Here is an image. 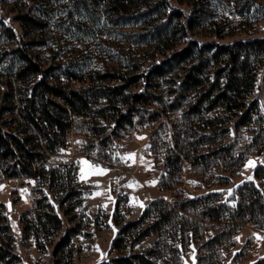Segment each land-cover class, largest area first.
Listing matches in <instances>:
<instances>
[{
	"label": "rangeland",
	"instance_id": "obj_1",
	"mask_svg": "<svg viewBox=\"0 0 264 264\" xmlns=\"http://www.w3.org/2000/svg\"><path fill=\"white\" fill-rule=\"evenodd\" d=\"M242 1L0 0V124L5 132L15 134L25 123L23 119L14 122L15 96L20 90H27V97L32 98L37 82H19L18 72L24 66L21 51L58 80H75L69 86L74 89L92 86L94 79L102 76H117L118 80L109 81L110 85H117L145 74L133 91L142 87L154 94L156 99L149 110L160 116L154 131L148 129L142 135L127 137L126 142L113 136L111 155L100 158L97 146L88 152L89 140L79 134L47 156L43 165L47 170L64 164L73 165L77 172L72 177L84 188L85 195L82 206L73 214H66L61 205L65 192L49 189L46 178H10L0 174V247L18 258L14 264H110L112 259L124 255L145 253L155 245L158 236L148 237L133 249L128 244L126 250H112V245L123 226L138 219L151 202H174L176 190L185 194L182 199L190 200L216 194L218 200L214 204L235 209L241 188L248 185V189L254 188L261 194L264 204V58L262 62L251 61L255 81L247 98L235 97L232 103L212 109L209 107L213 98L226 82L225 73H218L225 57L214 56L215 46L205 52L203 72L197 75L200 85H193L182 97H177L176 90L181 87L186 70L174 68L163 76L151 71L191 40H196L200 47L208 43L264 40V19L257 20L258 15L253 13L236 15ZM145 79L147 83L143 84ZM214 84L218 89L207 97L209 102L201 105L199 118L205 123L195 128L197 137L206 136L212 144V148L211 144L202 145L201 153L218 148L214 133L221 132L226 136L222 144L231 148L238 166L231 171L218 163L208 171L188 167L185 183L174 192L163 189V178L168 175L164 166L169 148L174 145L168 147L162 140L170 135L174 141L175 130L184 124V114ZM233 95L231 92L230 96ZM242 102L244 107H236ZM104 106L107 104L102 100L95 108ZM118 108L125 111L123 105ZM247 110L245 122L240 123ZM102 122V126H108ZM110 132L108 127L105 135ZM78 144L80 150L75 148ZM155 153L159 156L154 157ZM110 156L113 162L107 160ZM258 170H262L260 175ZM43 198L50 208L38 210L34 202ZM44 211L56 217L61 227H44L48 222L41 216ZM29 224L32 230L27 229ZM74 226L80 227V233L55 256L62 235ZM215 235L216 231L209 229L201 239L191 242L182 252L181 264H198L202 256L200 247ZM221 250V264L258 262L264 258V228L246 216L229 245Z\"/></svg>",
	"mask_w": 264,
	"mask_h": 264
},
{
	"label": "trees",
	"instance_id": "obj_2",
	"mask_svg": "<svg viewBox=\"0 0 264 264\" xmlns=\"http://www.w3.org/2000/svg\"><path fill=\"white\" fill-rule=\"evenodd\" d=\"M249 13L258 15L257 20L264 19V0H243L236 15L245 16ZM24 19L31 21L28 16ZM190 21L188 19L187 25ZM198 46L196 40L188 41L181 50L164 58L151 71L163 76L172 72L174 68L186 70V77L181 87L176 90L177 97H182L184 91H191L193 85H200L197 75L203 72L205 52L209 47L215 46L217 51L214 52V56L225 57L218 73L221 76L225 73L226 82L223 89L213 98L209 109L222 103L230 104L235 97L247 98L255 81V68L252 62L263 61L264 40H238L203 44L199 46L200 48ZM20 57L24 66L18 72L19 82L36 79L37 82L33 87L32 98L27 97V90H20L19 95L15 96L17 105L12 111L16 112L14 115L17 117H14V122L23 119L25 123L19 124L20 128L15 134L5 132L0 124V174L10 178L22 176L46 178L49 189L65 192L61 205L66 214H73L82 206L85 195L84 188L75 182V176L72 177L73 173L76 175L77 172H74L73 165L64 164L47 170L43 166L47 156L56 152L72 134L83 136L94 134V140L87 141L86 145L87 151L91 152L96 149L94 144L96 139L102 144L109 142V145L113 142V136L126 139L135 115L139 124L159 122V113H150L149 110L156 98H153L154 94L148 92L146 88L140 87L133 91L142 83L145 74L133 76L117 85L109 84V81L118 80L117 76L112 78L102 76L99 80L94 79L92 86L74 89L69 87L71 83H64L61 77L58 80L49 70H43L41 65L25 52L21 51ZM146 83L145 79L143 84ZM217 89V84H214L203 98H199L197 104L184 114L183 126L175 130L174 148H169L170 155L164 166L168 175L163 178V189L174 192L184 183L185 173L182 165L185 161L190 162L193 169L206 171L217 163L229 171L238 166L231 148L223 146L222 142L226 140V136L221 132L214 133L218 137L220 147L213 148L211 153H201L202 145L211 144V140H207L206 136L196 135L195 128H201L205 123L203 118H199L201 105L205 101L209 102L210 98L207 97ZM231 92L233 96H230ZM102 100L107 106L95 108ZM119 105L125 107L124 112L122 108H118ZM244 106L242 102L236 107ZM112 112L114 114L111 116ZM248 113V110L244 112L240 123L245 122ZM87 118L91 120L87 121ZM102 121L108 126H102ZM108 127L111 132L105 135ZM221 129L222 122L219 123V131ZM162 143L170 147L164 139ZM210 146L212 148V144ZM98 155L100 158L106 156L100 151ZM107 160L114 161L112 156ZM260 171H257L259 175ZM181 193L175 191L174 202L166 203L165 200L151 202L138 219L123 226L112 245V250H126L128 244L133 249L138 243L153 235L158 236L155 245L145 253H132L112 259L110 264H181L182 252L191 242L201 239L209 229L215 230L216 235L200 247L202 256L197 263L221 264L223 257L221 249L229 245L239 224L245 222L246 216H251L252 220L264 228L263 197L256 193L254 188L248 189V185L241 188L240 199L235 209L228 208L225 204H214V201L218 200L216 194L190 200L182 199ZM45 200V198L35 200L38 210L50 208V205L45 204ZM118 205L119 203L117 208ZM41 216L48 220L43 224L44 227L47 224L61 227V222L49 212L44 211ZM27 229H33L31 224ZM36 229L40 231L38 227ZM78 233L79 226L69 227L56 245L54 255L58 256L70 244L71 238ZM17 260L18 258L11 252L0 247V264L6 261L8 264H14ZM254 264H264V258Z\"/></svg>",
	"mask_w": 264,
	"mask_h": 264
},
{
	"label": "built area",
	"instance_id": "obj_3",
	"mask_svg": "<svg viewBox=\"0 0 264 264\" xmlns=\"http://www.w3.org/2000/svg\"><path fill=\"white\" fill-rule=\"evenodd\" d=\"M61 80L64 82V83H72V82H75V80H69V78L67 77H61ZM77 83V82H76ZM78 84V83H77ZM156 126H157V123L156 122H148L146 124H139L138 122V118H136V115L133 116V122H132V125L130 126V129H129V134H128V138L131 137V138H134L136 135H142L145 130H148V129H151V131L155 130L156 129ZM74 135L72 134L69 138L73 137ZM94 138L95 135H89V136H86L85 138H87L88 140H90L91 138ZM104 138V136H102V139ZM128 138L126 139H121L123 142H126L128 140ZM164 142L167 143V144H170V146L173 145V141H172V137L170 135L166 136L164 138ZM226 142V140H224V143ZM94 144H96L97 146V151H100L102 152L103 154L105 155H111V152H110V149H111V146L109 145V142H107L106 144H102L99 142L98 139H96L94 141ZM75 148H77L78 150L81 149L80 145L78 144ZM172 148H174V146H172ZM159 156V153H155L154 154V157H158ZM202 166V164H201ZM183 167V170H184V173L186 174V169H188V167H191V164L190 162L188 161H185L184 164L182 165ZM212 167V166H211ZM209 168L210 170H213L212 168ZM185 183V181H184ZM185 194L182 192L181 193V197H184ZM173 201H175V198L173 197Z\"/></svg>",
	"mask_w": 264,
	"mask_h": 264
},
{
	"label": "crops",
	"instance_id": "obj_4",
	"mask_svg": "<svg viewBox=\"0 0 264 264\" xmlns=\"http://www.w3.org/2000/svg\"><path fill=\"white\" fill-rule=\"evenodd\" d=\"M130 201V200H129Z\"/></svg>",
	"mask_w": 264,
	"mask_h": 264
}]
</instances>
